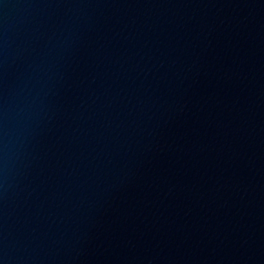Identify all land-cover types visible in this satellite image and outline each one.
I'll return each mask as SVG.
<instances>
[{"label":"water","instance_id":"1","mask_svg":"<svg viewBox=\"0 0 264 264\" xmlns=\"http://www.w3.org/2000/svg\"><path fill=\"white\" fill-rule=\"evenodd\" d=\"M0 264H264V0H0Z\"/></svg>","mask_w":264,"mask_h":264}]
</instances>
